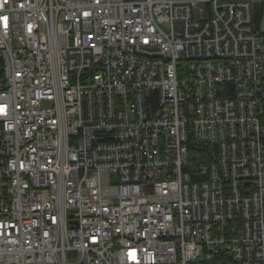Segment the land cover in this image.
Wrapping results in <instances>:
<instances>
[{
    "label": "built area",
    "instance_id": "obj_1",
    "mask_svg": "<svg viewBox=\"0 0 264 264\" xmlns=\"http://www.w3.org/2000/svg\"><path fill=\"white\" fill-rule=\"evenodd\" d=\"M164 1L0 0V264H264V18Z\"/></svg>",
    "mask_w": 264,
    "mask_h": 264
},
{
    "label": "bare ground",
    "instance_id": "obj_2",
    "mask_svg": "<svg viewBox=\"0 0 264 264\" xmlns=\"http://www.w3.org/2000/svg\"><path fill=\"white\" fill-rule=\"evenodd\" d=\"M188 0H181V1H179L178 3H175L173 0H165L164 2H162V3H159L158 5L159 6H172V7H179V6H183V5H185V3L187 2ZM15 7H17L16 6V4H13V5H11V9H13V8H15ZM161 10L162 11H168V10H170L169 8L167 9V8H161ZM139 15H143L142 13H138ZM160 15V17H164L163 16V14L162 13H160L159 14ZM159 16H154L153 17V19H158V20H160V21H162V18H160ZM3 17L2 16H0V20L2 19ZM151 18H152V16H151ZM165 40V42H166V44H167V46L166 47H169V45H171L174 41H175V38H167V39H164ZM173 45V44H172ZM49 49L51 50V51H53L54 49H53V44L52 43H49ZM63 54H65V53H63ZM62 54L60 53V52H57V56H61ZM70 62H72V60H70ZM13 65H15V63H13ZM86 66V69H88V70H94V67L93 66H90V65H85ZM15 68H17L18 66H14ZM0 69H1V67H0ZM30 71V70H29ZM29 71L28 70H21V72H28L29 73ZM41 72H40V74H42L43 76L46 74V72L45 71H42V70H40ZM50 77V75H49V73H47L44 77H38V81H37V83L35 84V85H33V90H40V88L42 87V85L44 84L42 81H41V79L42 78H49ZM82 78L83 77H73V83H81V82H83V80H82ZM177 79H179V78H177ZM178 83L179 84H181L182 82L179 80L178 81ZM62 84V81H60V80H54V83H52L51 84V86L49 87L50 89L51 88H54V87H58V86H60ZM33 98H35L36 96L35 95H33L32 96ZM43 103L42 104H44L45 106H51L52 105V103L53 102H51V101H49V100H44V101H42ZM7 108L9 109V108H14L16 105L13 103V102H9L7 105ZM59 117L60 118H62V119H64V115H59ZM57 123V122H56ZM28 127L29 128H31L29 125H28ZM178 131H179V134H180V136H183V137H185L186 136V138H187V140H189L190 141V147H191V144H199V145H201L200 147H202L205 151H210V148H209V146L208 145H206V144H203V143H199V142H197V141H194V140H192V138L189 136V130H187V128L184 126H180L179 128H178ZM203 145V146H202Z\"/></svg>",
    "mask_w": 264,
    "mask_h": 264
},
{
    "label": "trees",
    "instance_id": "obj_3",
    "mask_svg": "<svg viewBox=\"0 0 264 264\" xmlns=\"http://www.w3.org/2000/svg\"><path fill=\"white\" fill-rule=\"evenodd\" d=\"M263 15H264V7L262 4H256L255 5V11H254V18H255V21H256V24L257 26L261 24L262 20H263ZM208 145V144H207ZM201 145L199 144H191V147H190V152L193 154V153H196V151H199ZM203 146V145H202Z\"/></svg>",
    "mask_w": 264,
    "mask_h": 264
},
{
    "label": "rangeland",
    "instance_id": "obj_4",
    "mask_svg": "<svg viewBox=\"0 0 264 264\" xmlns=\"http://www.w3.org/2000/svg\"><path fill=\"white\" fill-rule=\"evenodd\" d=\"M256 4H262L263 7H264V0H255V1L253 2V4H252V7H253V18H254V11H255V5H256ZM254 23H255V26H257L256 21H255V18H254ZM257 27H260V25H258ZM182 77H186V74L183 75ZM182 77H181V78H182ZM124 93H127V92L124 91ZM88 98H90V97L87 96V95H84L83 100H88ZM121 98H122V99H126L125 94H124ZM88 101H89V100H88ZM143 113H145V115L147 116L150 112H149L148 110H144ZM54 141H56V140H54ZM200 150H201L202 152H206V151H204L203 148L200 149ZM188 152H190V149L188 150ZM194 154H195V153L192 154V153L190 152V159L193 158ZM194 179H196V177H194ZM225 242H226V244L229 243V244L234 245V242H232V241H230V240H225ZM235 252L237 253L238 251L235 250Z\"/></svg>",
    "mask_w": 264,
    "mask_h": 264
},
{
    "label": "snow or ice",
    "instance_id": "obj_5",
    "mask_svg": "<svg viewBox=\"0 0 264 264\" xmlns=\"http://www.w3.org/2000/svg\"><path fill=\"white\" fill-rule=\"evenodd\" d=\"M6 19V18H5Z\"/></svg>",
    "mask_w": 264,
    "mask_h": 264
}]
</instances>
